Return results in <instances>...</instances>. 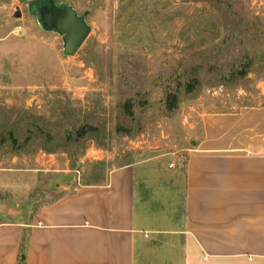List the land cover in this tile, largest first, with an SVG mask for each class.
<instances>
[{"label":"rangeland","instance_id":"obj_1","mask_svg":"<svg viewBox=\"0 0 264 264\" xmlns=\"http://www.w3.org/2000/svg\"><path fill=\"white\" fill-rule=\"evenodd\" d=\"M56 1L91 28L73 55L45 0H0V223L137 162V221L180 228L201 139L264 146V0Z\"/></svg>","mask_w":264,"mask_h":264},{"label":"crops","instance_id":"obj_2","mask_svg":"<svg viewBox=\"0 0 264 264\" xmlns=\"http://www.w3.org/2000/svg\"><path fill=\"white\" fill-rule=\"evenodd\" d=\"M247 146L205 137L191 149L178 229L139 224L142 164L131 162L54 197L31 219L1 222L0 264H264V146Z\"/></svg>","mask_w":264,"mask_h":264},{"label":"water","instance_id":"obj_3","mask_svg":"<svg viewBox=\"0 0 264 264\" xmlns=\"http://www.w3.org/2000/svg\"><path fill=\"white\" fill-rule=\"evenodd\" d=\"M36 9L42 28L62 36L64 54H75L91 29L84 16L79 15L66 3H57L56 0H45L44 4L37 6Z\"/></svg>","mask_w":264,"mask_h":264},{"label":"built area","instance_id":"obj_4","mask_svg":"<svg viewBox=\"0 0 264 264\" xmlns=\"http://www.w3.org/2000/svg\"><path fill=\"white\" fill-rule=\"evenodd\" d=\"M264 88L262 87V90H263Z\"/></svg>","mask_w":264,"mask_h":264}]
</instances>
